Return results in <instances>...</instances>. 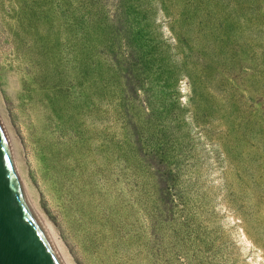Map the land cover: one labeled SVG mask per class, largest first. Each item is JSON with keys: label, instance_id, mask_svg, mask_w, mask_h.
Returning a JSON list of instances; mask_svg holds the SVG:
<instances>
[{"label": "rangeland", "instance_id": "1", "mask_svg": "<svg viewBox=\"0 0 264 264\" xmlns=\"http://www.w3.org/2000/svg\"><path fill=\"white\" fill-rule=\"evenodd\" d=\"M0 100L66 264H264V0H0Z\"/></svg>", "mask_w": 264, "mask_h": 264}, {"label": "water", "instance_id": "2", "mask_svg": "<svg viewBox=\"0 0 264 264\" xmlns=\"http://www.w3.org/2000/svg\"><path fill=\"white\" fill-rule=\"evenodd\" d=\"M0 264H62L38 219L0 100Z\"/></svg>", "mask_w": 264, "mask_h": 264}, {"label": "bare ground", "instance_id": "3", "mask_svg": "<svg viewBox=\"0 0 264 264\" xmlns=\"http://www.w3.org/2000/svg\"><path fill=\"white\" fill-rule=\"evenodd\" d=\"M35 211H36V210H35ZM36 215H37V218H38V219H42V218H41V215H39V214L37 213V211H36ZM45 224H46L47 229H48V231H49V233H50V236H51V238H52V241H53V243H54V246H55V248H56V250H57V253H58V255H59V258H60V260H61V263H62V264H66L65 258H64L63 255L61 254V252H60V250H59V247H58V245H57L55 239H53V234H52V231H51L50 227L48 226V224H47L46 222H45Z\"/></svg>", "mask_w": 264, "mask_h": 264}]
</instances>
